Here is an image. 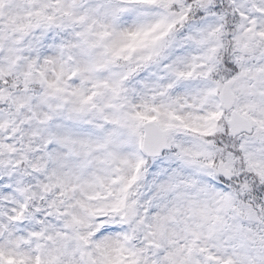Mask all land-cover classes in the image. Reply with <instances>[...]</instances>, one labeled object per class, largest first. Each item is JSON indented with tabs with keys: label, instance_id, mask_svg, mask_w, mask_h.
I'll list each match as a JSON object with an SVG mask.
<instances>
[{
	"label": "clouds",
	"instance_id": "clouds-1",
	"mask_svg": "<svg viewBox=\"0 0 264 264\" xmlns=\"http://www.w3.org/2000/svg\"><path fill=\"white\" fill-rule=\"evenodd\" d=\"M118 6L0 0V264H264V0ZM156 23L150 61L106 51Z\"/></svg>",
	"mask_w": 264,
	"mask_h": 264
},
{
	"label": "snow or ice",
	"instance_id": "snow-or-ice-1",
	"mask_svg": "<svg viewBox=\"0 0 264 264\" xmlns=\"http://www.w3.org/2000/svg\"><path fill=\"white\" fill-rule=\"evenodd\" d=\"M159 2L160 0H120V6L113 8L111 11L113 17H117L120 13L129 12L131 9L128 6H150ZM163 27V23H156L149 26H138L135 29L121 32L118 34L117 41L113 42V44L110 46H105L106 51L110 53L114 61L125 60L130 62L137 53H143V55L140 56V60L142 62H148L153 56L152 49L166 34L165 32L160 31V29ZM168 28L170 29L171 25H168ZM98 35L100 41H103L109 35V33L101 32ZM91 70V68L85 69V71ZM130 75L131 72L125 75L117 76L110 82L105 81L102 83V85L97 86H102L103 88L108 89L114 98H118L120 92L123 90L124 81H126ZM93 95H95V93ZM91 99L92 97H89L84 101V103L87 104ZM140 107L143 110L137 109L134 113H131L129 117L135 122L136 127L143 125L145 122L153 123L157 120V116L149 115V113H158L159 110L157 108L150 106L148 103H144ZM115 122L119 123L120 121ZM154 143L158 144L159 141ZM142 164L143 161H140L136 164L137 171H139ZM134 180L135 177H133V181ZM102 247V255L104 256L102 264H126V261L121 255L123 252L121 247L113 244H105Z\"/></svg>",
	"mask_w": 264,
	"mask_h": 264
}]
</instances>
